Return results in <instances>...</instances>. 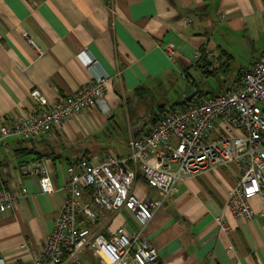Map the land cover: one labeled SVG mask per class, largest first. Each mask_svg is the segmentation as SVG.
<instances>
[{
    "label": "crops",
    "instance_id": "1",
    "mask_svg": "<svg viewBox=\"0 0 264 264\" xmlns=\"http://www.w3.org/2000/svg\"><path fill=\"white\" fill-rule=\"evenodd\" d=\"M223 14L226 20L220 21ZM252 27L264 31V0H0V125L35 111L33 89L60 100L100 72L110 77L107 114L90 109L55 133L31 141L10 137L0 145V188L16 200L14 210L0 214V264H32L38 257L66 200L67 165L81 159L95 163L93 157L102 153L126 158L130 140L147 132L141 123L151 121L160 107L182 105V97L194 90L205 96L219 92L204 94L193 81L180 103L159 102L146 118L139 107L144 103L137 102V110L129 113L130 99L170 90L180 84L179 77L190 83L192 72L218 69L216 63L196 61L195 51L209 50L226 65L223 55L234 53L228 45ZM165 46L175 51L172 60ZM91 58L97 63L89 67ZM120 112L126 119L125 145L115 141ZM42 162L56 190L50 195L41 193L34 174ZM241 174L237 166L219 168L178 185V194L164 202L145 229L158 252L156 264H264L263 219L236 220L226 213L228 231L213 219L223 213ZM133 193L140 200L159 198L141 177ZM250 205L258 213L262 201L256 197ZM95 211L105 235L122 227L127 233L139 229L127 209ZM84 264L104 263L87 252Z\"/></svg>",
    "mask_w": 264,
    "mask_h": 264
},
{
    "label": "built area",
    "instance_id": "2",
    "mask_svg": "<svg viewBox=\"0 0 264 264\" xmlns=\"http://www.w3.org/2000/svg\"><path fill=\"white\" fill-rule=\"evenodd\" d=\"M219 20H226V14ZM163 49L172 60L175 51L167 46ZM194 58L216 63L218 69L211 71L223 73L225 64L214 60L209 50L195 51ZM96 63L94 58L87 61L89 67ZM109 79L100 72L87 86L60 100L33 89L30 97L35 111L1 124L0 145L10 137L40 139L90 109L107 114L105 89ZM182 98L186 107L165 108L151 121L141 123L147 132L130 140L128 157L102 153L93 157L95 163L81 159L67 165L65 203L54 230L32 264H84L87 252L104 264H156L158 252L145 234L147 225L164 202L178 194L181 182L219 168L237 166L242 174L228 192L223 213L213 215L217 227L228 231L226 213L236 220H264V56L242 72L237 89L211 96L194 90ZM34 174L42 194L56 191L44 162L37 165ZM140 177L157 191L158 199L140 200L133 193ZM256 197L262 201L258 213L250 205ZM15 207L16 200L0 188V214ZM96 209L107 214L127 209L134 214L139 229L127 233L122 227L105 235ZM228 251L231 253L233 248L229 246Z\"/></svg>",
    "mask_w": 264,
    "mask_h": 264
},
{
    "label": "rangeland",
    "instance_id": "3",
    "mask_svg": "<svg viewBox=\"0 0 264 264\" xmlns=\"http://www.w3.org/2000/svg\"><path fill=\"white\" fill-rule=\"evenodd\" d=\"M237 36L240 37L239 40H237V42H231V44L228 45L230 50L234 53L230 63L226 60L225 68L227 71L223 70V73H215L213 71H205V73L192 72V74L188 75L191 78L190 83L185 77H183L184 79H180L179 77L177 83L180 82V84H174L175 86L170 90L156 89L153 91L154 93L142 97L143 100L141 101L136 100V98L130 99L128 104L129 113L130 111L134 112L137 110V107L135 106L137 102L141 104L144 103L143 107L139 105V107L142 108V114L144 115H142V117L144 118L151 114L153 108L158 109L156 105L159 102L163 101L168 105L180 103L183 92H188L191 89V82L193 83V81L197 88H199L204 94H214L232 88L236 83L237 75L240 72H245L250 69L251 64L264 53V31H262L261 27H252L247 31L241 30L237 33ZM164 93H166V97L161 98ZM190 93H192V91ZM173 106L179 107L178 105ZM124 112L123 114L120 112V115H118L116 125L118 128H116L114 134L116 138L115 141H123L125 145V142L128 139V134L125 129L126 119ZM108 149L111 154L114 153L111 148L108 147Z\"/></svg>",
    "mask_w": 264,
    "mask_h": 264
},
{
    "label": "trees",
    "instance_id": "4",
    "mask_svg": "<svg viewBox=\"0 0 264 264\" xmlns=\"http://www.w3.org/2000/svg\"><path fill=\"white\" fill-rule=\"evenodd\" d=\"M225 58H226V60L228 61V63H230L231 62V60H232V57L230 56V55H226V54H224L223 55ZM264 56V55H263ZM227 71V70H226ZM241 80H242V72H240L238 75H237V78H236V83L233 85V89H230L229 91H233V90H235V89H237L240 85H241ZM223 91H221V92H219V93H222ZM208 96H211V95H208ZM178 106H184V107H186L187 106V102H185V101H183V103H182V105H178ZM170 107H175V106H170ZM165 108H167V107H164V106H162V107H160L159 108V112L160 111H163ZM158 112V111H157Z\"/></svg>",
    "mask_w": 264,
    "mask_h": 264
}]
</instances>
